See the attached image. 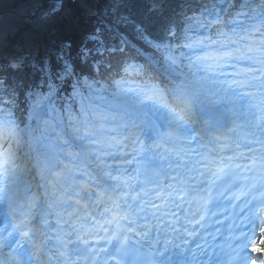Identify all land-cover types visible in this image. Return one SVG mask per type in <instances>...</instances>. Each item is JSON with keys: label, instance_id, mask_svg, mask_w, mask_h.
I'll list each match as a JSON object with an SVG mask.
<instances>
[{"label": "snow or ice", "instance_id": "1", "mask_svg": "<svg viewBox=\"0 0 264 264\" xmlns=\"http://www.w3.org/2000/svg\"><path fill=\"white\" fill-rule=\"evenodd\" d=\"M157 3L109 7L143 5L136 31L161 58L123 63L111 90L78 80V107L63 110L55 81L71 66L57 73L41 58L48 92L30 93L29 123L0 106V249L10 264H264L249 253L264 222V0H238L226 15L205 6L182 31L171 22L149 39ZM62 9L55 0L41 20ZM2 48L0 38V60ZM4 63L18 71L26 58Z\"/></svg>", "mask_w": 264, "mask_h": 264}, {"label": "trees", "instance_id": "2", "mask_svg": "<svg viewBox=\"0 0 264 264\" xmlns=\"http://www.w3.org/2000/svg\"><path fill=\"white\" fill-rule=\"evenodd\" d=\"M212 1L217 0H158V3L155 5V13H154V26L152 27V36L149 37V39H157L161 37L163 28L165 25H168L171 22H175V25L177 27V30L179 31V27L183 22L185 21V14H181L183 10H186L189 8V6L194 7V5L198 7H203L205 4H211ZM189 2V3H188ZM236 3L234 5H237V7H231L230 9L238 8V0L235 1ZM240 2V0H239ZM111 0H99L98 2V8L101 12L103 9H107V17L110 21L111 25H116L119 30L125 32L126 34L131 37V39L138 44L142 45L146 50L153 51L156 54V58H161L162 53L156 51L154 48L150 47L137 33L135 23L139 19L143 18V16L146 14V9L143 5L132 9V8H124L119 5H112ZM193 12H196L195 9ZM121 17H128V19L131 21L130 23H123L121 22ZM87 22L83 23L81 22L80 27H73V26H65L62 25L60 30L61 36L64 39H67L71 44V54L75 57V60L78 61L79 70L86 69L88 73L92 75V70L90 66H88L87 61L83 62L80 59V54L83 51V48H87L88 52L91 53L92 50L96 46H98L101 42H111L113 40V36H116V33L112 28L107 25L106 23L102 24L100 21L92 16ZM100 23V24H99ZM96 32L98 34V40H94L93 42L87 39V35L92 32ZM87 39V40H86ZM83 47V48H82ZM82 49V50H81ZM120 55L117 54L116 58ZM113 66L115 67L113 71L108 69H101L100 75L95 74L94 78L101 79V83L105 85V87H109V90H111L112 83L109 82V79L111 80H118L120 79V76L116 74L117 66L119 65L117 62H113ZM0 76L6 80L7 83H9L11 80L9 78V75H12L14 72V69H10L6 66V64L2 65L0 68ZM28 72V74H27ZM34 72V70L31 68V66L21 67L18 71L15 70L16 77L20 80L23 79L24 75L27 74V80H33L39 75V71H35V78L31 74ZM14 101V100H13ZM22 97H19V101L16 100L14 103L20 104L19 111H22Z\"/></svg>", "mask_w": 264, "mask_h": 264}, {"label": "bare ground", "instance_id": "3", "mask_svg": "<svg viewBox=\"0 0 264 264\" xmlns=\"http://www.w3.org/2000/svg\"><path fill=\"white\" fill-rule=\"evenodd\" d=\"M52 5L53 4H51V6ZM46 11L47 10L37 11L35 18L31 17V20L29 21L40 23L41 17ZM22 20H23V14L21 13H18V15H15L14 13H5L4 15H2L0 17V34H2V37L0 38L6 37L7 36L6 34L8 32H13V30H17L22 25L23 22Z\"/></svg>", "mask_w": 264, "mask_h": 264}, {"label": "rangeland", "instance_id": "4", "mask_svg": "<svg viewBox=\"0 0 264 264\" xmlns=\"http://www.w3.org/2000/svg\"><path fill=\"white\" fill-rule=\"evenodd\" d=\"M23 31H24V28L22 29ZM23 34V36H24V41H25V39H26V44H28V45H30L31 44V42L29 41V39H28V36H29V34H27V32L25 31L24 33H22ZM22 40H23V38H22Z\"/></svg>", "mask_w": 264, "mask_h": 264}, {"label": "water", "instance_id": "5", "mask_svg": "<svg viewBox=\"0 0 264 264\" xmlns=\"http://www.w3.org/2000/svg\"><path fill=\"white\" fill-rule=\"evenodd\" d=\"M46 5H47V0H43L42 1V7H46Z\"/></svg>", "mask_w": 264, "mask_h": 264}]
</instances>
